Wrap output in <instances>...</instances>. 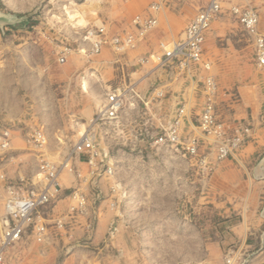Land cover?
<instances>
[{"label":"rangeland","instance_id":"rangeland-1","mask_svg":"<svg viewBox=\"0 0 264 264\" xmlns=\"http://www.w3.org/2000/svg\"><path fill=\"white\" fill-rule=\"evenodd\" d=\"M240 1L243 2V0H232L231 3L239 4ZM210 2L211 0H151L149 4L150 7L156 5L162 9L164 6L168 11H176L180 6L187 7V14L184 15V19H187L186 27L190 23L188 19L206 8ZM251 3L253 6V0ZM100 7L96 1L92 0H37L32 10L23 15L31 14L33 17L31 24L57 25L58 29H64L59 32L53 30L52 33L55 38L58 35H64L70 43L69 47L73 49L85 44L82 39L86 25L99 24L97 14H99ZM228 7L229 3L224 5V14L216 20L222 19L217 22L215 20V23H212L213 29H210L213 32L214 30L219 32L216 41L221 51L220 56H217L219 60L209 59L211 47L208 45L207 35L210 31L205 37L203 60L197 67L201 69L194 103V112L197 115L203 108L204 97L201 91L206 75L217 74L218 79L215 77V80L220 91L219 100H222L219 112L226 117L227 111L241 103L242 97L237 88L245 83H251L253 74L249 68L253 61L258 63L252 37L247 35L239 23L231 17ZM66 10H70L69 18L66 16ZM139 14L140 12L132 13L131 18ZM169 17L167 15V20H169L167 25L162 26L160 23L148 36L150 43L159 44L164 36L175 32L170 28L172 25ZM82 19L84 23L81 25L79 22ZM169 22L170 25H168ZM119 29L124 30L122 24L114 26V31H120ZM261 33L264 35L263 32ZM87 49L88 45L85 50ZM142 54L145 56L149 52ZM238 57L245 62L237 63ZM207 63L211 64L210 71L203 67ZM140 66H142L140 63H136L133 65L134 70L139 71ZM124 68L126 69V66ZM242 68L244 71L246 68L248 79L239 81L234 78L232 83L235 81L236 84L232 86L233 88L224 87L229 78ZM164 76L163 79L159 76L150 78L141 89L143 94L141 91H136L138 95L131 97L130 102L134 107L125 112L123 119L127 123L134 121L133 125L126 127L125 130L122 128L124 134H117L114 140L106 138L101 140L100 146L108 151L110 157L108 162L114 166V176L93 181L89 174V167L82 169L83 180L68 177L67 171L62 173L63 177L60 176L59 182L63 190H60L57 198L45 211L49 233H64V237L69 239L70 251L67 252V257L84 256L79 253L84 243L82 239L76 238L77 234L112 232L128 234V238L124 235L116 239L115 245L112 246L117 250L128 248V256L121 257L123 264H252L255 262L264 264V236L261 239H255L253 230H250L251 232L248 230L245 239L235 240L229 246L225 244L227 241L223 237L230 233L226 227L231 223L224 224L223 222L231 218H228L229 212L224 213L221 204L228 198L220 192L219 182L214 178L219 174L220 169L225 168L222 165L228 160H236L244 146L249 143L253 133L251 124L227 118L234 123L240 121L250 129V135L246 138L240 152L230 159H218L216 154L205 158L204 156L208 153L207 149L203 156L197 159H176L171 152L160 153L145 145L128 143L125 135L127 132L130 134L132 131L141 129L144 122L147 126L152 123L164 124L165 120L168 122L173 114L171 107L174 96L177 97L180 93H184V90L180 91V85L186 87V79H184L186 76L176 79L174 76L171 77L167 71ZM222 76L224 78H221ZM131 82L126 80L127 84ZM161 88L165 89V97L158 101L150 100L153 90ZM225 91L231 95L223 97L221 94ZM105 94L106 89L102 91L101 96L104 98ZM80 130L84 131L83 128ZM56 131L61 134V128H54L53 132ZM56 137L54 133L48 136L44 152H46V160L59 164L65 155L72 151L74 143L58 142ZM37 164L38 162L29 166L34 167ZM144 166L150 168V175L142 173L141 169ZM110 181L116 185V191L110 190ZM75 194L85 198L84 209L77 208L72 211L71 207L77 206L76 199H73ZM111 209L121 221H111L109 216ZM58 221L62 223L61 228L56 224ZM248 226L253 227V225ZM258 229L264 231V224ZM49 256L51 259L49 263H55L57 254L52 252ZM23 260V264H35L36 261L32 251L28 252ZM118 261H120L119 255Z\"/></svg>","mask_w":264,"mask_h":264},{"label":"crops","instance_id":"crops-1","mask_svg":"<svg viewBox=\"0 0 264 264\" xmlns=\"http://www.w3.org/2000/svg\"><path fill=\"white\" fill-rule=\"evenodd\" d=\"M92 1H96L101 6L97 14L99 24H89L86 27L106 25L113 32L114 26L122 24L126 29L131 26L133 19L131 15L134 12L154 17L158 21V26L160 23L165 26L169 21L167 15L170 16L168 19L172 26L169 27L175 32L164 36L159 44H152L150 37L147 38L146 47H139L128 52L121 60L126 66V69L124 68L125 75H127L126 80L132 81L130 84L135 85L137 92L141 91L150 78H155V76L165 78L166 71L158 68L153 61L140 66L139 71L134 70L133 65L139 63V58L144 55L142 53L157 54L161 51V46L168 43L172 37L182 35L187 27H185L187 19H184L187 7L180 6L176 11H168L163 6V9L153 11L149 4L151 0H128L130 3L127 0V2L125 0ZM33 4L36 5L37 0H0V132L9 130L11 138L8 155L6 157L0 155V227L6 214L4 205L8 197L7 183L32 178L41 161L46 158V152H44L46 146L43 149L31 146L27 142V137L35 131H41L48 142V136L54 133L55 136L57 135L58 142H73L75 145L103 104L102 91L117 87L122 76V71L115 65V55L110 49H105L99 55H90L84 52L87 47L86 43L73 48L66 63H59L58 55L61 48L70 46V43L64 35H58L55 38L52 32L64 29H58L57 25L31 24L33 20L31 14H23L31 11ZM253 6L260 16L259 29L264 33V0H253ZM68 12L70 10H66V16ZM123 13L124 17H122ZM197 14L191 16L188 19L189 22ZM82 23H84L83 19L79 24L82 25ZM218 35L217 30L214 32L210 30L207 35L208 45L211 47V55H209L211 60H219L217 56L221 54L216 43ZM244 62L241 57H238L237 63ZM197 67H192V79L184 78L186 87L180 85V91L184 90V93H180L177 97L174 96L172 112L175 111L178 100L182 98L190 101V107L195 109L198 77L201 72V69ZM244 69L245 71L242 68L236 72L237 75L233 74L224 87L233 88L232 86L236 84L235 81L232 83L234 78L246 81L248 77L246 68ZM249 71L253 74L251 83L244 82V85L237 88L242 97L241 103L227 111L225 118L251 124L252 137L236 160L226 161L222 165L225 168L220 169L219 174L214 177L219 182L220 192L228 198L221 204L224 213L229 212L228 218H231L223 222L224 224L231 223L226 227L230 233L223 237L227 241L225 242L227 246L233 244L235 240L245 239L250 230H253L257 240L264 236V231L258 229L264 224V66L253 61ZM136 75L139 76L135 77ZM213 76L218 79L217 74L214 73ZM141 93L143 94L142 91ZM168 122L165 120L164 124ZM54 128H61V134L57 131L53 132ZM82 128L83 132L80 130ZM75 131L78 133H73ZM77 157L81 162L77 163L76 167L83 175L82 169L89 167L86 162L88 155L80 154ZM37 162V166H29ZM141 170L142 173L150 175L149 167L144 166ZM68 174V177L75 180V175ZM1 175L5 177V180L1 179ZM115 186L110 181L111 191H116ZM62 188L61 186V190ZM112 211L111 209L109 213L111 221H121ZM248 225H253V227ZM124 235V233L112 232L77 234L76 238L82 239L84 243L79 251L84 256L77 255L76 257H67V252L70 251L69 239L64 237V233H50L43 243L29 236L4 252V264H23L24 257L31 251L35 255V264H123L121 257L128 256V248L117 250L112 246L115 245L116 239ZM125 236L128 238L127 233ZM52 252L58 256L55 263H49L51 260L49 255ZM118 255L120 261H118Z\"/></svg>","mask_w":264,"mask_h":264},{"label":"built area","instance_id":"built-area-1","mask_svg":"<svg viewBox=\"0 0 264 264\" xmlns=\"http://www.w3.org/2000/svg\"><path fill=\"white\" fill-rule=\"evenodd\" d=\"M231 2L232 0H211L187 25L180 37H172L168 43L161 46L159 53H149L139 58V63L144 65L153 61L171 77L178 79L186 76L192 79V67L199 66L203 60L206 34L210 31L212 23L224 14V5L229 3L228 11L231 17L252 37L258 63L264 66V35L259 30L258 11L252 6L251 0H243L239 4ZM150 9L158 11L160 7L153 5ZM157 26L156 18L139 14L133 18L129 28L120 31L112 32L106 25L86 27L82 40L88 45V49L84 52L99 55L105 49H110L115 55V65L122 71L120 83L117 87L106 90L103 104L61 163L44 159L32 178L7 183L8 197L4 205L6 214L0 227V264L4 263V252L24 238L32 236L39 243L46 241L50 233L45 211L61 190V174L67 171L83 180V175L76 167V164L81 162L78 155H88L86 162L93 181L114 176V166L108 162L109 153L101 148V140H114L117 134H124L122 128L125 130L133 125L134 121L127 123L123 118L125 112L134 107L130 102L131 97L138 95L135 85L126 83L125 65L121 60L128 52L146 47L148 36ZM71 51V47L63 46L58 55V62L66 63ZM203 67L207 71L211 70L210 63ZM227 93L225 91L221 95L229 97L231 94ZM201 94L204 102L199 115L190 107V101L180 99L168 124L152 123L147 126L144 122L141 129L125 134L128 143L145 145L160 153L171 152L185 159H197L203 156L206 149L208 153L205 158L214 154L221 160L236 157L249 137L250 129L240 121H229L219 112L220 91L213 75H206L203 79ZM150 96V100H162L165 97V89H155ZM27 142L41 149L47 145V139L41 131L30 134ZM10 145L9 130L0 132V155L6 157ZM129 147L132 151V146ZM1 179L5 180V177L1 175ZM73 199H76L77 206H72V211L77 208L84 209L86 200L83 196L78 197L75 194ZM56 224L62 227L61 221Z\"/></svg>","mask_w":264,"mask_h":264},{"label":"bare ground","instance_id":"bare-ground-1","mask_svg":"<svg viewBox=\"0 0 264 264\" xmlns=\"http://www.w3.org/2000/svg\"><path fill=\"white\" fill-rule=\"evenodd\" d=\"M81 182H82V181H81ZM81 189H82V188H81ZM81 189H80V190H81Z\"/></svg>","mask_w":264,"mask_h":264}]
</instances>
